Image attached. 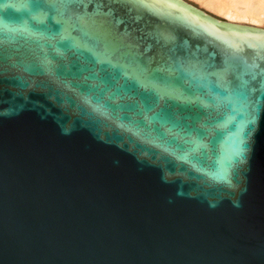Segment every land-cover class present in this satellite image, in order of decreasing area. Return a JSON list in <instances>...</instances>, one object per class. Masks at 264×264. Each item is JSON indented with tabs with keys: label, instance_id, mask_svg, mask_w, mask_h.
<instances>
[{
	"label": "water",
	"instance_id": "1",
	"mask_svg": "<svg viewBox=\"0 0 264 264\" xmlns=\"http://www.w3.org/2000/svg\"><path fill=\"white\" fill-rule=\"evenodd\" d=\"M0 264H264V30L0 0Z\"/></svg>",
	"mask_w": 264,
	"mask_h": 264
},
{
	"label": "bare ground",
	"instance_id": "2",
	"mask_svg": "<svg viewBox=\"0 0 264 264\" xmlns=\"http://www.w3.org/2000/svg\"><path fill=\"white\" fill-rule=\"evenodd\" d=\"M195 1L213 10L214 12L226 17L230 21L244 20L247 22L259 23L261 22L262 17H264V0H195ZM222 22L234 26H238L232 23H228V21L222 20Z\"/></svg>",
	"mask_w": 264,
	"mask_h": 264
},
{
	"label": "rangeland",
	"instance_id": "3",
	"mask_svg": "<svg viewBox=\"0 0 264 264\" xmlns=\"http://www.w3.org/2000/svg\"><path fill=\"white\" fill-rule=\"evenodd\" d=\"M183 2L193 6L194 8L203 11L204 13L211 15L212 17H215L217 20H224L228 21V23H232L235 25H238L240 27H248V28H253V29H258V30H264V17H262L261 22L256 23V22H247L244 20H236V21H230L226 17L214 12L213 10L201 5L200 3L196 2L195 0H182Z\"/></svg>",
	"mask_w": 264,
	"mask_h": 264
},
{
	"label": "snow or ice",
	"instance_id": "4",
	"mask_svg": "<svg viewBox=\"0 0 264 264\" xmlns=\"http://www.w3.org/2000/svg\"><path fill=\"white\" fill-rule=\"evenodd\" d=\"M153 2H154V0H153Z\"/></svg>",
	"mask_w": 264,
	"mask_h": 264
}]
</instances>
